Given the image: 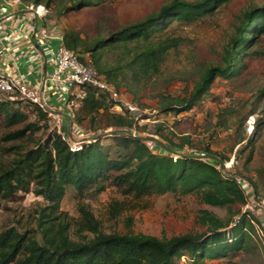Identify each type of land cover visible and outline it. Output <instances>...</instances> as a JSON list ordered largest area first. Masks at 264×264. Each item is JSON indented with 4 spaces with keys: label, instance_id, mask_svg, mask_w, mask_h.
Returning a JSON list of instances; mask_svg holds the SVG:
<instances>
[{
    "label": "trees",
    "instance_id": "16d2710c",
    "mask_svg": "<svg viewBox=\"0 0 264 264\" xmlns=\"http://www.w3.org/2000/svg\"><path fill=\"white\" fill-rule=\"evenodd\" d=\"M52 1H46V7H50ZM96 1L99 0H77L67 10ZM227 1L172 0L156 13L98 41L88 51L96 57L103 49L145 42L146 49L133 57L131 66L157 71L171 48L172 41L162 39L169 25L173 21L198 22ZM43 2L34 0L37 5ZM263 35L264 4L243 15L235 36L225 49L224 64L204 71L190 92L162 104V110L177 115L192 110L209 93L217 78L239 73L245 66L243 58L249 56L247 50ZM66 38L65 35V42ZM74 43V40L67 41L66 46L76 51ZM92 61L94 65L98 63L97 59ZM97 70L117 86L114 81L118 74L114 70ZM108 102L111 101L106 95L89 88L77 110L80 115L74 114V121L77 117L79 121L93 118L100 111L105 114L106 109L109 110ZM15 104L18 103L0 99V125L8 130L4 141H19L36 131L49 129L46 111L36 106L15 108ZM130 118L127 114L113 116L114 121L109 125L113 131L109 135L87 138L81 150L74 152L62 133L53 130L33 148L18 153L10 163L2 165L0 206L21 192L34 193L43 198L46 205L36 213V229L20 232L9 228L0 232V264H183V258L187 264H207L206 261L248 250L254 244L253 238L258 234L254 220L249 213L240 211L237 221L230 223L206 214L202 221L208 226L209 235L159 238L133 232L131 222L124 233L103 230L100 220L83 200L98 196L109 185L126 200L138 202L144 208L143 199L178 192L196 193L206 204L228 210L247 204L239 180L224 173L219 162L205 160L202 155L173 156L169 147H165L164 154H155L145 137L119 132L132 129ZM14 127L18 128L12 130ZM104 139L112 143L104 145ZM68 188L74 189L80 199L79 217L76 218L61 210ZM112 206L113 216H119L122 202Z\"/></svg>",
    "mask_w": 264,
    "mask_h": 264
},
{
    "label": "rangeland",
    "instance_id": "374dc122",
    "mask_svg": "<svg viewBox=\"0 0 264 264\" xmlns=\"http://www.w3.org/2000/svg\"><path fill=\"white\" fill-rule=\"evenodd\" d=\"M22 1L37 6L34 0ZM46 1L40 5L48 10V19L67 36L66 42L74 40L77 52L89 53L92 60L97 59L95 65L99 70L112 69L118 74L115 81L111 80L139 107V118L129 120L132 134L145 137L155 154H164L165 147H169L179 153H173V156L217 157L225 165L224 173L249 183L252 188L248 196L249 209L244 205L228 210L206 204L196 193L182 192L143 199L144 208L138 202L126 200L109 185L98 196L83 200L100 220L103 230L124 233L131 222L133 232L159 238L209 235L210 230L202 221L206 214L230 223L237 221L240 211L249 213L254 220L258 230L253 238L254 244L248 250L206 263L264 264V35L247 50L249 56L243 58L245 66L239 73L229 78H217L209 93L192 110L178 115L162 110V104L190 92L204 71L224 64L225 49L235 36L243 15L263 5L264 0H228L198 22L173 21L162 38L172 41L169 42L171 48L157 71L131 66L133 57L146 49L145 42L103 49L96 57L88 50L98 41L156 13L172 0H99L92 5H81L76 10L67 9L77 0H53L50 7H46ZM80 102L73 110L77 116ZM108 103L109 110L106 109L105 114L100 111L93 118L82 121L77 117L71 122L70 133L66 127L57 128L48 118V130L36 131L19 141H4L8 130L0 125V168L18 153L33 148L53 130H60L70 143L96 135H109L113 131L109 127L114 121L113 116H125L127 112L121 104ZM14 107L31 109L30 105L22 103ZM111 143L109 139L103 140L104 145ZM79 201L76 191L68 188L61 210L70 217H79ZM115 202H122L123 207L122 213L116 217L112 213ZM45 205V200L32 192H21L13 199L3 201L0 232L9 228L20 232L36 229V213Z\"/></svg>",
    "mask_w": 264,
    "mask_h": 264
},
{
    "label": "built area",
    "instance_id": "2783aa9c",
    "mask_svg": "<svg viewBox=\"0 0 264 264\" xmlns=\"http://www.w3.org/2000/svg\"><path fill=\"white\" fill-rule=\"evenodd\" d=\"M14 0H4V3ZM29 11L32 15L29 18L45 19L48 10L42 5H29ZM34 15V16H33ZM52 29L40 30L37 33L38 40L50 47V43L57 44L55 52L52 54L53 70L46 75L45 79L40 83H31L26 81L18 73L9 74L0 69V99H7L12 102L28 104L32 107L36 106L48 113L49 118L55 122V126L60 128L63 126V105L62 108L51 103L53 92L46 95L49 86L60 91V101L65 104L70 119H74V108L85 97L89 88L94 89L98 94L106 95L111 102L121 104L126 109L127 114L131 118L138 119L139 107L135 102L128 99L124 92L114 84L110 83L108 78L101 74L95 67L89 53H79L71 50L66 46L65 34L63 32H52ZM81 103V102H80ZM64 115V114H63ZM60 132V130H59ZM70 143L71 150L79 151L82 148V142ZM245 193L249 209L248 196L252 193L249 183L240 181ZM250 194V195H249ZM264 204V203H263ZM186 262V259H182Z\"/></svg>",
    "mask_w": 264,
    "mask_h": 264
},
{
    "label": "crops",
    "instance_id": "0c3cea01",
    "mask_svg": "<svg viewBox=\"0 0 264 264\" xmlns=\"http://www.w3.org/2000/svg\"><path fill=\"white\" fill-rule=\"evenodd\" d=\"M0 0V69L9 74L18 73L31 83L42 82L46 75L53 70L52 54L57 44L52 42L50 47L40 42L37 33L40 30L52 29V32H63L55 23L48 19L29 18V4L22 0L4 3ZM34 16V15H33ZM64 33V32H63ZM53 92L51 103L58 109L63 105V126L70 133L71 122L74 119L66 116L70 114L65 104L60 101V91L49 86L46 95Z\"/></svg>",
    "mask_w": 264,
    "mask_h": 264
},
{
    "label": "water",
    "instance_id": "95a60500",
    "mask_svg": "<svg viewBox=\"0 0 264 264\" xmlns=\"http://www.w3.org/2000/svg\"><path fill=\"white\" fill-rule=\"evenodd\" d=\"M119 132L132 134V133H131L130 131H128V130H121V131H119ZM132 135H133V134H132ZM144 139H146V138H144ZM173 153H175V152L173 151ZM180 155H183V154H180ZM203 157H204V158L206 157V158H209V159H212V160H215V161L219 162V163H220V166H221V169H222V170L225 169V165H224L223 162H222L220 159H218L217 157H214V156H203Z\"/></svg>",
    "mask_w": 264,
    "mask_h": 264
}]
</instances>
